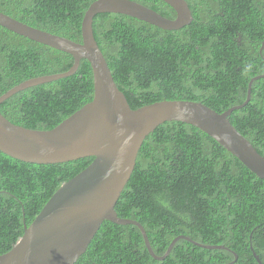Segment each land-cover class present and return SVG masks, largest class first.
<instances>
[{"label":"trees","instance_id":"1","mask_svg":"<svg viewBox=\"0 0 264 264\" xmlns=\"http://www.w3.org/2000/svg\"><path fill=\"white\" fill-rule=\"evenodd\" d=\"M96 0H0V13L40 31L81 42V22ZM173 20L162 0H129ZM191 22L165 31L119 14H97L92 31L117 89L132 110L161 101H190L217 113L243 104L249 81L264 74V0H184ZM70 55L0 27V96L34 78L67 72ZM93 97L90 65L70 77L24 89L0 104V115L48 131ZM231 125L264 158V78ZM93 158L61 164L20 162L0 152V255L7 253L58 187ZM138 222L104 221L75 264H264V179L198 129L178 122L144 139L115 205Z\"/></svg>","mask_w":264,"mask_h":264},{"label":"water","instance_id":"2","mask_svg":"<svg viewBox=\"0 0 264 264\" xmlns=\"http://www.w3.org/2000/svg\"><path fill=\"white\" fill-rule=\"evenodd\" d=\"M162 1L173 9V20L129 0L94 1L82 18L80 43L29 27L0 13V27L73 59L67 72L27 80L0 96V104L24 89L72 76L80 60L89 63L93 83L92 100L51 130H29L0 115V152L12 159L53 165L93 158L83 171L58 187L28 226L23 223L22 236L7 253L0 255V264H75L104 221L137 227L148 254L158 261L168 256L179 239L204 249L223 248L200 245L178 236L165 254L157 257L142 225L118 217L114 209L130 179L144 139L166 122L198 129L251 173L264 179V158L229 121L233 111L247 105L252 83L264 78V74L249 81L243 104L223 113L190 101H161L132 110L117 89L95 42L93 18L97 14L125 15L165 31H177L191 22V13L184 0ZM263 48L264 44L259 53ZM254 257L261 264L258 257Z\"/></svg>","mask_w":264,"mask_h":264}]
</instances>
